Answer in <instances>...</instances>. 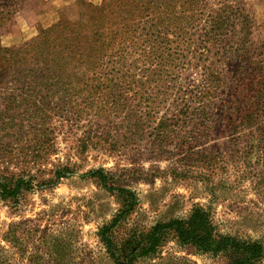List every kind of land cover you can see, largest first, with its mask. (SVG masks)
<instances>
[{"label": "trees", "instance_id": "trees-1", "mask_svg": "<svg viewBox=\"0 0 264 264\" xmlns=\"http://www.w3.org/2000/svg\"><path fill=\"white\" fill-rule=\"evenodd\" d=\"M23 1L0 0V37ZM80 3L83 7L75 19L43 27L18 46L0 44V89L16 96L78 94L80 111L95 118L86 124L80 153L89 144H105V150L118 152L125 144L153 139L158 156L194 162L199 158L208 177L222 172L225 183L231 167L237 183L248 181L253 188L264 189V38L253 39V19L244 4L238 0ZM93 121L107 132L102 127L95 134ZM65 170H55L54 179ZM86 175L114 192L120 202L118 212L96 232L109 264L150 258L170 235L197 251L221 252L230 264H254L263 254L260 241L219 233L202 206H194L186 218L158 221L147 229L132 226L117 236L135 209V193L114 185L102 168ZM30 180L0 175V199L30 190ZM209 194L217 197L215 192ZM49 237L43 243L46 249H35L40 255L26 257V264H36L33 259L41 255L48 257L45 264H69L67 259L63 262L60 249L67 245L65 239L53 233ZM11 259L10 249L0 245V264H11Z\"/></svg>", "mask_w": 264, "mask_h": 264}, {"label": "rangeland", "instance_id": "rangeland-1", "mask_svg": "<svg viewBox=\"0 0 264 264\" xmlns=\"http://www.w3.org/2000/svg\"><path fill=\"white\" fill-rule=\"evenodd\" d=\"M82 1L100 0H24L2 33L0 44L18 46L33 39L43 27L75 19ZM238 1L253 19V39H263L264 0ZM9 91L0 89V175L31 179L33 185L13 199H0V245L10 249L11 264H26V257L39 254L35 249L44 251L43 243L52 233L67 242L60 248L64 263L67 259L69 264H109L96 232L118 212L120 202L114 192L86 175L97 168L109 172L114 185L130 189L137 197L135 209L117 236L125 235L132 226L147 229L158 221L186 218L194 206H202L219 233L257 240L264 246V189L253 188L248 181L237 183L231 167L228 183L223 182L222 172L208 177L199 158L194 162L181 156H158L153 139L125 144L118 152L105 150V144H89L80 153L86 124L95 118L80 111L78 94L51 91L16 96ZM36 114L39 117H34ZM94 123V133L100 134L105 126L100 129ZM62 167L67 170L55 180L54 171ZM6 238L12 239L11 243ZM21 248L26 249L25 258L20 257ZM46 258L41 255L33 261L44 263ZM136 264L230 263L221 252H200L170 235L154 256ZM254 264H264V251Z\"/></svg>", "mask_w": 264, "mask_h": 264}]
</instances>
